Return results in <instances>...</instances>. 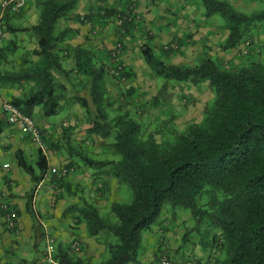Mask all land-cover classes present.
<instances>
[{"label":"trees","instance_id":"obj_1","mask_svg":"<svg viewBox=\"0 0 264 264\" xmlns=\"http://www.w3.org/2000/svg\"><path fill=\"white\" fill-rule=\"evenodd\" d=\"M199 1L204 18L217 15L223 19L221 27L226 34L218 45L220 51L237 47L264 28V9L244 13L227 0ZM76 2L26 0L21 10L34 9L35 23L14 28L2 21L5 32H30L36 40L35 47L22 54L21 70L10 76L23 92L9 101L30 117L35 107L41 109V116H53L61 107L63 92L75 86L70 76L75 73L80 91H85V96L73 97L83 109L86 133L105 141L110 157L92 158L76 149L69 127L60 145L48 139L50 149H63L70 158L69 165L79 162L92 169L93 176L101 180L99 190L108 189L113 178L131 190L132 199L129 203L111 202L104 214L84 199L79 206L70 207L76 212V220L85 223L88 236L102 245L103 253L92 260L57 243L52 259L58 264H140L142 234L160 223L161 210L167 204L169 217L176 218L182 209L193 222L184 240L193 232L214 231L211 243L217 255L193 264H264V51H256L258 59L233 70L210 58L206 51L192 65L167 63L149 45L142 44L138 54L153 77L166 80L162 88L172 83L205 84L212 92L210 102L201 119L181 127L170 119L145 122L125 104L133 94L129 88L124 102L111 114L107 84L113 75L106 63L98 61L91 50L76 47L71 53L73 68L67 70L62 64L60 44L71 30L68 26L59 29L58 24L69 18ZM96 12L105 20L120 13L107 7H98ZM92 17L84 19L90 21ZM132 25L124 21L121 27L129 33ZM131 76L129 70L120 67V79ZM152 100L154 103L155 98ZM7 124L1 117L0 135ZM37 150L35 164L28 162L22 151L13 153L17 167L33 183L24 201L28 212L32 211L34 189L48 169L45 155ZM38 236L42 238L43 233Z\"/></svg>","mask_w":264,"mask_h":264},{"label":"crops","instance_id":"obj_2","mask_svg":"<svg viewBox=\"0 0 264 264\" xmlns=\"http://www.w3.org/2000/svg\"><path fill=\"white\" fill-rule=\"evenodd\" d=\"M227 1L239 8V2L245 0ZM98 7L118 9L120 13L128 11L134 13L132 15L138 18L132 21L133 25L129 33L126 32V35L122 37L119 36V27L114 18L105 20L97 15L96 9ZM193 8H196L197 11L194 12ZM28 12H35V10L29 8V10H21L19 14L5 13L3 20L5 19V22L8 21V24L14 28L29 26V24L36 22L37 17L35 16L34 22H32L31 17L24 15ZM92 14L93 17L90 21L84 19L85 16L88 17ZM198 16L201 17L199 18ZM203 18L199 4L194 0H102L101 2L96 0H77L69 18L63 20V24L60 26V28L68 26L71 30L66 40L60 44L61 55L64 56L63 67L67 70L72 69L73 60L71 53L76 47L82 48L91 50L98 61L106 63V69L109 73H112V70L115 73L117 67H124L132 73V80L135 77L136 82L141 83L145 82L143 78L138 76V69L144 68L142 58L138 54V48L142 44L149 45L153 50H159V53H164L162 57H167L169 63L178 65L184 64L178 61L182 57H186V59L191 61L187 60L185 63L193 64L194 60L201 56V50L206 47V49L216 54V59L224 67L233 70L242 63L259 58L260 54H254L253 52H249L247 57L241 54L240 51L243 49L244 41H241L237 47L225 51H220L219 47L216 50L212 49V47L210 49L207 44H200L196 48L199 40L206 41L207 39L220 37L218 40L220 44L226 34L225 30H223L222 36H210L211 30L207 26L208 22L206 18ZM256 31H258L257 36L255 34L251 35L252 40H255L253 45L264 44V32H260L262 31L260 29ZM118 41L122 43V49L117 53V57L113 58L111 52H113ZM257 41L258 43H256ZM171 42H176L178 47L171 50L170 53H165V51L169 50L164 49V46ZM35 43V37L30 32L24 31L12 34L4 31V37L0 41V118L3 117L5 119L1 111V102L4 101L5 97L9 98L16 95V86L11 82L10 76L21 70L24 59L22 54L33 49ZM179 50L182 52H178ZM175 52L180 53L181 56ZM148 74L150 73H147V77ZM151 78L148 80L152 81L153 79L151 80ZM56 125L45 124L40 129L45 130L51 138V134L55 133L54 127ZM6 127L2 129L3 132L0 135V155H13L15 151L20 150L28 162L35 164L37 147L31 143L26 135L19 134V132V135L13 133V127L8 124ZM62 137L63 135L56 139L59 145ZM63 152L64 150L60 149V147H53L46 156L48 169L44 178L34 189L32 201H30L31 212L26 211L24 203L26 193L30 189H27V185L19 175V172L15 169H10V166L7 170L0 171V189L6 188L10 194L11 202L15 206L19 228L17 235L7 231L2 225L0 213V264H50L45 259L44 251L37 258L30 260L28 257L29 252H27V248H24L30 240H33L32 246L35 249L36 239L39 238V233H43L38 220L46 222L50 236L53 238V244L60 243L64 247H72L74 243H77L79 255L92 260L97 259V256L103 253L102 245L94 237L88 236L85 223L76 220V212L74 209L72 211L70 207L79 206L81 200L84 199L98 208L92 199L97 195L99 196V194L104 198L103 201L107 197L113 198L115 192L119 190L120 183L112 178L109 180L108 189L99 190L101 180L95 178L90 169L86 170L80 166L79 162L69 165L70 158L66 154L63 155ZM3 164L8 163L1 162L0 166ZM53 167L57 169L71 168V170L64 176H57L50 172ZM40 189H42L41 194L38 193ZM113 201L118 200L111 199L108 207ZM172 230L173 227L170 223L162 218V221L155 226L154 230L144 235L138 253L140 264H159V259L162 256L182 264H186L191 260L193 262L194 260L206 262L208 257L211 256L202 250V254L197 256L198 258H194L192 251L184 245H180L174 250L170 249L169 241H165H167V236ZM19 248L22 249L20 250ZM18 250H20V255L17 253Z\"/></svg>","mask_w":264,"mask_h":264},{"label":"rangeland","instance_id":"obj_3","mask_svg":"<svg viewBox=\"0 0 264 264\" xmlns=\"http://www.w3.org/2000/svg\"><path fill=\"white\" fill-rule=\"evenodd\" d=\"M194 1L199 4L200 13L201 15H203L202 13L204 12V10L200 1L199 0H194ZM238 9H240V11L244 13L259 11L264 9V2L261 0L240 1ZM193 10L194 12L197 11L196 8H193ZM24 15H26L29 18L31 17L32 22H34L33 20L36 16V12H30V13L28 12L27 14ZM198 17L200 18L201 16ZM62 21L63 20L59 22L58 28L62 26L63 24ZM206 21L208 22L207 26L211 30L210 36H216V37L222 36V32L224 29L221 27V24H223V19L221 17L215 15L211 18L206 19ZM260 30H262L260 32H264L263 31L264 28ZM257 33L258 31L254 32L253 34L257 36ZM219 38L220 37H217V39L216 38L207 39L206 41L199 40L197 41L196 48L200 46V44L202 45L207 44L210 46L209 47L210 49L212 47V49L216 50L218 48ZM249 41H252V43H250L252 49L253 47L256 48L257 47L256 45L259 44L257 41L256 43L258 44L255 43L256 45L254 46L253 42L255 40L254 39L252 40V38H249ZM206 48H204V50H201L202 54L203 52L206 51L210 55V58L216 59L217 58L216 54L212 51H207ZM252 49L251 50L247 49L248 54L246 55H244L241 51L240 52L243 56L247 57L249 55V52L250 53L253 52L254 54H256V51H252ZM181 50H179L178 52H180ZM153 53H155L158 58L169 63L167 57L166 58L162 57L164 53H159V50L157 49L156 50L154 49ZM178 54L176 55L178 56ZM187 60L189 61V59H186V57H182L178 59L180 63H184L183 65H192L188 62L185 63V61ZM142 64L144 68L138 69V76L143 78L145 82L144 81L141 83L136 82V80L134 79L135 77L133 78V80L131 79L132 76L129 79H120L119 75H115L113 70L112 73H110L113 75V77H110L108 80L107 98L113 104V106L109 108V112L111 114H115L117 112L118 105L124 102L123 99H124V95L126 94L125 91L130 88L132 89L133 94L131 95L130 98L126 99L125 104L127 105V108L136 115L137 119L144 120L145 122L146 121L158 122L161 119L162 120L170 119L174 123V125L178 127H181L184 124H187L191 121H198L199 119H201L203 111L205 107L209 104L210 99L212 97V92L207 85L200 84L197 86H190L186 84L182 85V83L172 85L175 84L172 83L167 85L166 88H162V85L165 83L166 80H164L161 77L152 76L151 78V74H148L147 77L146 75L149 72V69L147 65L143 62V60H142ZM70 76L74 80L75 86L71 88L69 92H63L64 96L60 102L61 107L58 110L57 114L50 117H43L40 114L41 109L39 107H35L31 114V118L39 128H41V126L45 124H51V125L57 124L54 127L55 135L51 134L50 139L52 142L56 143V139L59 136L64 135L65 131H67L66 128L69 127L71 128L70 129L71 132L70 133L67 132V133L70 134V140L72 142V145L75 146L76 149L80 150L85 155L90 156L92 158L103 159L110 157V151L107 148L105 141L99 139L97 136H93V135L90 136L87 135L86 133V127L88 126V124L84 120L85 117H84L83 109L80 106V104H78V102L75 101L73 97L74 95L85 96V91L82 90L80 91V83L78 81L76 82V80L74 79L75 73L72 72ZM149 78L153 80L149 81L148 80ZM22 92L23 90L21 88L16 87L15 96L21 95ZM153 98H155L154 103L152 100ZM9 99L10 97L9 98L5 97L4 101L7 100L9 101ZM62 124H66V126L64 127ZM18 132L19 131L17 130L13 131V133H17V134ZM63 155H65L64 152ZM1 162H7L8 165L10 166V169H15L19 172V175L23 178L25 184L27 185L26 186L27 189H31L33 187V183L30 180L29 176L24 172H22L17 167L12 154H6L4 156L0 155V163ZM82 167L86 170L88 169L84 166ZM90 170L93 172L92 169ZM38 193L41 194L42 189H40ZM96 197L93 198L92 201L94 204L98 206V208L100 209V213L104 214V212H107L109 210V208L107 207L111 199L112 200L116 199L118 200V202L121 203H129L130 200L132 199V192L130 189L126 187L125 184L120 183L119 190L115 192L113 198L107 197V199L103 201L104 198L101 197L100 194L99 196L97 195ZM165 206L168 207L167 204L164 205V208L161 210L159 220L161 221L162 218L163 220L166 219V221L170 223V225L173 227L172 232L169 233L167 236V241H165V242L169 241L168 245L170 249L174 250L180 245L187 246V248L192 251L190 252L192 253V256L194 258H198L197 256H200V254H202V250L207 254H210L211 257H215V255H217V252L215 251V248L211 243V234L214 232L213 230L206 233L204 232V230H202L198 234L196 232L190 233L187 235V239L184 240V236L186 235V232L188 231V229H190L193 226V222L190 220L188 216V212L182 209H178V212L176 213L177 217L172 219L171 217H169V214L166 211L168 209L165 208ZM156 225L157 224L153 226L152 230H154ZM147 233L148 232L143 233L142 238ZM32 244H33V240H30V242L25 245L26 247L24 246L25 249L27 248V252H29L28 257L30 260L37 258L40 253H43V251L45 250V246L47 244L46 237L43 236L42 238L40 237L36 239L35 249L33 248ZM53 248H54V244H53ZM19 249L21 250L22 248ZM20 250H18L17 253H19ZM18 255H20V253ZM100 256L98 255L97 257L99 258Z\"/></svg>","mask_w":264,"mask_h":264},{"label":"built area","instance_id":"obj_4","mask_svg":"<svg viewBox=\"0 0 264 264\" xmlns=\"http://www.w3.org/2000/svg\"><path fill=\"white\" fill-rule=\"evenodd\" d=\"M96 1L100 2L102 0H96ZM25 4H26V0H0V41L4 37L3 22H2L3 15L5 13H11V14L18 13L22 8L25 7ZM132 14L134 13H130L126 11L123 14L119 13L115 16L114 20L117 26L119 27V36L124 37L126 35L125 29L121 27L124 21L132 22L138 18L137 16H134ZM250 43L251 42L249 41V39L244 40V46L243 49H241V52L244 55L248 54L247 49L250 50L252 49ZM177 47L178 45L176 42H171L165 45L164 49L174 50ZM121 49H122V43L120 41L116 42L114 50L113 52H111L112 57L116 58L118 55L117 53L120 52ZM258 50L264 51V45L262 47L257 46L255 51ZM119 70L120 67H117L115 72L116 75H119ZM1 111L3 112L8 125L13 127V130H17L21 134L26 135L28 139L31 141V143L41 150V152L45 155V157L49 154L50 136L46 131L40 129L30 116L22 113L20 109H18L14 104H12L8 100L1 102ZM62 125L64 127L66 126V124H62ZM8 168H9L8 164H3L2 166H0V171L7 170ZM69 170H71V168L57 169L53 167L50 169V172L57 176H64ZM0 213L2 217L3 227L10 233L17 235L19 232V228L17 224L16 210H15V206L11 202L10 194L6 188L0 189ZM38 222L43 229V235L46 237V241H47L44 250L45 259L50 264H58L51 257L53 251V238L50 236V233L47 230V225L43 220H38ZM72 248L77 251L78 244L74 243L72 245ZM159 264H182V263L172 261L166 256H162L159 259ZM186 264H193V260L187 262Z\"/></svg>","mask_w":264,"mask_h":264}]
</instances>
